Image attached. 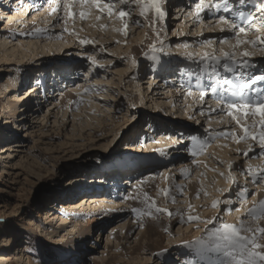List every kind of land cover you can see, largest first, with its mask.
I'll return each instance as SVG.
<instances>
[{"label": "rangeland", "instance_id": "1", "mask_svg": "<svg viewBox=\"0 0 264 264\" xmlns=\"http://www.w3.org/2000/svg\"><path fill=\"white\" fill-rule=\"evenodd\" d=\"M98 12L96 9H92L91 13L95 16L92 27L99 28L104 35L108 32L111 33L109 36L119 35L122 38L123 36L117 32V30L122 29V22L119 25H114L117 24L115 16L108 17L106 12ZM173 12L174 10L168 12L169 20L172 18ZM97 16L100 17L99 20L96 19ZM132 16L142 21L138 13L134 12ZM159 24L157 26L160 28ZM1 26H6V22L0 19ZM137 29L138 27L131 30L126 38L116 40L115 42L117 43L115 44L104 45L102 49L105 51V56L107 57H102L100 54L96 55V59L103 64V67L100 68L99 73L96 70L98 68H95L94 71L96 70L97 75L94 76L98 78L103 73L105 75L108 72L110 76L106 77L103 75L105 79H111V77L113 80L120 79L112 73L117 69L124 70L126 75L132 74V70L127 67L128 62L125 61L126 58L117 57V55L122 53L126 55L124 52L128 49L125 47L126 44L124 41L127 40L126 43L131 42L134 39L133 36ZM52 32L53 30H51ZM165 34L170 38L172 27L168 26L165 29ZM130 35L133 36L131 37ZM83 39L88 40V38ZM159 39L161 40L162 38L159 37ZM166 40L167 38L163 42L164 46H166ZM123 42L124 44H122ZM95 44L96 42L93 45ZM245 47L249 49L248 46ZM11 48L13 47L7 46L5 49L8 55H10ZM3 49H0V254L2 251L10 254L13 257L11 264H165L166 261L168 264H184L185 260L189 259L197 260L200 264H212V262L221 259L216 253L203 249H200L202 255H197V250L200 246L196 244L197 241L203 240L205 245H208L205 239L209 237V230L213 228L215 220L218 225V217L214 218L212 224L201 222L203 226L206 225L209 228L206 232L207 234L201 233L205 227L201 228L203 230H197L199 228L195 225L193 230L200 235L202 234L204 237L188 233H186L187 235H182L178 230L180 231V228L184 229L187 226L186 223L182 227L179 226L181 224L173 225L170 223V220L176 218L175 212L183 209L178 208V205L185 206L184 209H186L187 213L185 212L183 214L184 217L182 219H187L186 221H188V217L186 216L192 214L198 216L197 214L202 210L199 211L197 207L193 208L192 206L190 209V203L185 201L177 203V200H183L182 195H184V193L181 194V191L177 187V184L181 183L179 180L181 175L178 171L171 169L169 164L173 163V165H177L179 163L191 162L190 164H195V166L192 165L190 171H188V176L192 172L195 173L194 170H199L200 174L197 176L201 175L209 182V185H214L216 189L221 190L225 189L223 186L226 184L221 183L218 178L220 180L226 178V174L229 171L228 164L233 163L235 164L233 165L234 167L249 168L250 160H243L242 157L244 150L243 152L237 151L234 156H229L228 152H231L229 149L231 143L226 144L227 142L215 139L214 142L210 143V146L207 147L203 155L206 157L209 155L219 157L223 160L221 161L223 163H217L212 160L211 163L207 160L206 164H203L204 161L196 162L198 158L191 156L190 147L188 146H183V150L179 153H176V151L168 152L163 157L155 152L156 150L149 151L151 142L158 141V139L151 138V132H155L154 135L156 136L158 133L165 134L167 132L165 130L162 131L165 127H161L159 122L164 119L172 121L174 118L175 121H178V118L176 119L178 105L175 107L174 103H170L166 99L168 95L165 94V91L158 90L156 85L150 91V85L144 84L149 82L148 73L151 71L149 59L143 61L137 68V71L141 72L139 76L143 85L141 88L142 92H138V94L140 93L138 102L131 101L132 98L126 97L125 95V92L134 93V91H138L137 85L127 87L133 83L132 81L128 80L124 82L126 89L123 88V93H120L121 84L117 89H113L110 83L108 86H100L93 79L90 83L93 84L96 90L91 93L93 96L91 98L95 96L99 101L93 99L95 104H91L90 106L89 96H84L85 91H83V88L80 87L78 90L76 86V82L78 80L80 81L85 75V69L89 70L86 57L81 56L85 52L79 53L77 50L78 56H81V60H83V70H76V75L72 76L67 75L65 72L61 74L65 82L70 81L71 85L73 84L72 86L70 85V88L65 83L62 84L64 91L70 89L73 92L75 90L81 98H84L82 99L83 101L79 111L70 114L69 110L68 116L64 118L60 114L61 110H58V116H56L57 110H55L53 111L54 113L50 114L49 119L45 123L42 120L47 116L46 114L50 107L49 104L57 94V89H53L52 87V81L58 78L56 77V72L48 68L43 73V68L39 67L40 63H36L34 59H28L30 57L29 55L20 57L21 55L18 54L13 57H4ZM100 49L101 47H99ZM83 50L86 51V48ZM23 58H25L24 61L19 62ZM101 58L102 60L100 61ZM106 58L119 59L122 60V63L112 64ZM108 62L111 65L108 66ZM91 70L93 71V69ZM42 83H44L47 89L41 88ZM102 87H105V89H100ZM155 89L156 92L152 95ZM107 92L113 93L114 95H119L120 93L119 99L121 98L122 102L118 103V101H115L109 103L114 104L116 108H118L120 103H123L124 106L129 107L130 112L126 118L119 119L120 123L117 124L118 127L113 126V132L107 133L105 137L102 136L103 138L101 135H98L96 139L95 137L89 139L90 135L86 136V134L100 130V127L94 130L98 124L95 121V116L103 118L102 113L98 111V105L100 102H108V97L105 96L108 94ZM162 93L164 95H161ZM59 98L58 96L57 100ZM147 98L150 99L147 101ZM181 100L179 99V101ZM72 103L73 100L70 101V105ZM177 104L181 103L178 102ZM156 107L159 109L154 110ZM115 111L116 109L113 110V113ZM154 115H160L162 117L157 118V120L152 119V117H155ZM56 119L64 121L61 125L67 122L65 129H61V133L63 134L59 133L60 127H55L54 125ZM151 121L157 122L154 124L152 122L151 124ZM73 122L76 124V128H74L76 134L77 132L85 133L80 137L81 140L77 136L68 139L64 135L66 132L72 130ZM190 123L187 122L188 126L194 125ZM195 127L201 128L206 133L208 124L205 121V123H199ZM231 131L234 130L231 129ZM177 139H179L178 136ZM241 143L243 146L248 144L247 141H241ZM224 144L226 145L223 146ZM157 146L171 149L165 143H158ZM213 146L218 149L213 148ZM130 147L134 150H131ZM224 148L225 153H222ZM7 149L11 151L1 153ZM135 155H140L139 159L144 161V164L141 165L142 167L140 166V170L136 167L130 170V166H128V170L120 172L117 170L104 173L94 171L93 167L99 163L112 161L109 166L116 167L123 157L130 156L129 158H132ZM163 163L166 165H163ZM209 165H213L212 169ZM255 166L253 165L251 168ZM207 167L210 168L208 169ZM94 172L98 174L94 175ZM127 172H136L137 174L142 172L139 175V179L148 183V191L151 199L155 201L158 207L169 210L174 214L172 217H169L166 213H160L155 217L142 215L141 217L139 216L140 218L135 217L133 214V218L129 223L131 227L128 230L130 231L129 234H131V237L130 239L128 237L127 241L130 244H126L124 241L125 235L128 232V221H123L125 217L122 219L98 217L96 215V212H98L96 208L93 209L87 206L86 202L80 201L82 197L80 192L92 190V187L95 188L94 186L99 187L100 190L112 191L106 180L108 176L112 178L118 176V178H114L115 181H118V186H120L117 192L123 195L126 192L124 187L128 186L126 181H129L126 179ZM173 172L176 175V182L174 181V183L172 179ZM221 172L225 175H219ZM238 175H241L239 171L233 172V176L238 184L246 186L245 176L242 175V179ZM74 178H79L81 182L73 183L72 179ZM199 178L197 177V180ZM92 179L95 182H92L90 185L77 191L74 189L77 185H84ZM209 185L207 184V187ZM60 188L61 190L71 189V191L62 195L63 200H58L55 194L59 192ZM161 190H168L169 195L165 196ZM211 190L212 188L209 189V191ZM204 191H206L205 187ZM172 197L175 198V203L171 202ZM250 197L254 196L251 194ZM214 199L218 200L216 197ZM44 210L46 214H42ZM48 212L50 215L48 214L47 216ZM226 213L225 204L223 203L219 219L229 224L238 225V222H229ZM46 216L49 217L47 221L44 220ZM70 217H74L83 222V228L80 231L85 229L84 232L86 233L84 238L80 235L81 232H78L79 230L70 226ZM189 223L197 224L200 222L191 221ZM141 225L144 228L147 225H156L151 228L154 235L149 233L145 234L142 231L144 228ZM135 236L138 238L134 242L133 239ZM187 244H193V248L187 250L191 253L190 255H186V249L181 247ZM165 249L167 250L165 256L158 257L157 253Z\"/></svg>", "mask_w": 264, "mask_h": 264}, {"label": "bare ground", "instance_id": "2", "mask_svg": "<svg viewBox=\"0 0 264 264\" xmlns=\"http://www.w3.org/2000/svg\"><path fill=\"white\" fill-rule=\"evenodd\" d=\"M34 3L40 4L41 6H43L44 0H23V2H22V0H0V19L2 21L6 22V26L0 27V49L4 48L3 49L4 52H3V50H1L4 53V55H3L4 57H7V58L13 57V56L18 55V54L21 55L20 57H23L25 55H29L30 57L28 59H34L36 63H38V64L40 63L39 67L43 68L42 69L43 73L48 68H51L54 72H56V77H58V78H55V80L52 81V83H53L52 87H53V89L54 88L57 89L56 90L57 94L55 97L52 96L54 98L51 100V103L49 104L50 107L48 106L49 110L47 111V114H46L47 116H45L44 119L42 120L43 122L46 123V121L50 117V114L54 113L53 111H55V110H57L56 116H58V113L61 110L60 114L64 118H66V116H68L69 110H70V114L79 111V108H80L82 101H83L82 99H84V98H81L75 92V90H73V92H71L70 89L67 91H64V89L62 88L63 87L62 84L65 83L67 85V87H69V88L73 84L71 85L70 81L65 82L64 81L65 79L62 78V74H61L62 72H65V73H67V75L69 74L70 76H72V75H76V73H75L76 70H78V71H80L81 69L83 70V66H82L83 60H81V56H84V55L81 54V56H78L77 52H79V53L83 52L84 53V52H87L89 49H92L94 47L97 50L96 55L100 54V55H102V57H104L105 51L100 52L99 47H101V49H102L104 47V45L115 44V43H117V42H115L116 40L124 39L126 37L122 31L123 27H122V29L117 30L118 34H121L123 36L122 38H120L119 35L109 36L111 33H108V32H106L104 35L102 33V31H100L99 28H97L95 26L92 27L93 26V20L95 19V16L93 15V13H91V15L86 20H80L79 17L77 16V18L74 21H69V23L66 26L63 25L62 23L56 24L55 19L52 16H50L49 10H47V8H45L43 11H38L32 7V5ZM163 7H164V10L166 11L167 15L163 21H160L159 25H160V28L162 29V31H161V34L159 37L162 38L161 41H163V42H164L165 38H167V40L165 42L166 46H164V49H166V48L167 49L162 54H159L160 60L158 62L153 63V61L150 60V65H151L150 70L151 71H150V73H148L149 82H146L144 84L150 85V87H149L150 91L153 89L152 87L156 85L158 90L165 91V94L168 95L166 99H168L170 103H174L175 107H177V105H178L179 108L177 107L178 113L176 114V119L178 118L179 122L175 121V118L172 121H169L167 119L161 120L160 121L161 123L159 122V125H161V127H165L162 129V131L165 130L167 132L165 134L158 133L157 136L154 135L155 132H151V135H152L151 138L155 139V140L158 139V141L157 142L156 141L151 142V144L149 145V148H150L149 151L156 150L155 152H157L159 154V152L162 150L163 152H165L167 154L168 152L170 153V152H175V151H176V153H179L181 150H183L184 147H187V146L190 147V149H191L192 142L189 139H187L189 134L197 135V136L201 137L202 139H208V137L210 135H216L217 133H220L223 131H231V129H233L234 131H231V132H233L235 134V137L237 139H239L244 134L242 127L237 125L235 123V121L232 120V118L228 117L227 115H217L215 112L209 113L207 111L206 107H204V105H202V103H197L198 102V93L194 92V94L192 96H187L186 93L181 89V85L185 83L186 78L181 76L179 74V71H178L179 67H182L183 64L185 63V61L183 60V57L185 55V49L182 47V45L184 43L191 44L192 47L189 49V51H193V52L205 51V50L212 51L213 49L218 50L221 47V45L219 44V38L222 36L229 35V33L227 31L221 32V28L226 29L227 26L226 25L214 26L217 24V21L213 20L211 22H208L206 14H204L205 18H204L203 22H201L200 24L194 23V16L189 14L190 8H189L188 0H166ZM249 7H251V5H249ZM172 10H174V12L172 14L173 16L169 20L168 19V17H169L168 12H170ZM74 11H78V9H74ZM135 13H138V11ZM133 19H135V17ZM141 19L143 22L144 18L141 17ZM116 20H117V24H114V25L121 24V21L117 17H116ZM181 20H182V22H181ZM54 24L56 25L55 27H53ZM122 26H123V23H122ZM168 26L172 27V34H170L171 35L170 38H168L169 36H166V34H165V29H167ZM64 27H67V29H68L67 32L64 31ZM137 27H138V29H137L138 31L135 30L136 31L135 35L134 36L130 35L131 37L133 36L134 39L131 40V42H127V43H126L127 40L124 41L126 44L125 47L128 49L126 52H124L126 55H124L123 53L120 55L119 54L117 55V57H124V59L126 58L125 61L128 62L127 67H128V69L130 68L132 70V74L126 75V73H124V70L117 69L116 71H114L112 73L115 76L119 77L120 79H114L113 80L112 77H111V79H109V78L105 79L104 76H106V77L110 76V74H108V72L105 73V75L102 72L103 73L102 76H99L97 78L94 75H97L96 70L98 71V73L100 72L99 71L100 68L96 69L95 71L94 70L92 71L91 68H89L88 72H90L91 74L89 75V74L85 73L83 78L80 81L78 80L76 82V86H77L78 90L80 89V87L83 88V91H85V88H93V84H91L90 81L94 79V82L97 85L108 86L110 83V86L113 89H115V88L117 89V87H119V85L121 84L120 85L121 88L119 91H120V93H123V88L126 87V86H124V82L130 80L133 83L128 85L127 87H133L134 85H137L136 87H137L138 91H134V93H127L124 91L125 95H126V97H131L132 98L131 101H134V102L139 101L138 97H139L140 93L138 94V92H142L141 88L143 87V85H142V81H141L140 76H139L141 74V72L137 71V68L140 66V64L143 61H145L147 59L145 57L144 53H146V52L150 53V45L153 43H156L157 38H156L155 33L152 31L151 28H149L148 26H144V27L136 26L132 23L131 19L129 22L128 33H130L131 30H133ZM36 29H43L44 33L43 34L37 33V34L33 35V33H35ZM48 29L53 30V32L51 33V30H48ZM114 30H115V28H114ZM70 33H74V34H70ZM78 34H80V35H78ZM132 34H133V32H132ZM249 37L252 39L255 38L254 36H251V33H249ZM81 38L82 39L88 38V40L90 39L93 42H96V44L95 45H81L79 43V40ZM204 38L215 39L216 43L213 44L211 48L200 49L196 46V42H198ZM124 42L122 44H124ZM7 46L13 47V48H11V51L9 52L10 55H8L5 51ZM247 46L249 47V49H247L248 51H253V48L251 45H247ZM85 48H86V51L83 50ZM223 48H224V51L230 50L227 45H224ZM120 50H121V48H120ZM105 57H107V56H105ZM133 58H135L137 61L136 65H134L132 63ZM4 59H6V58H4ZM24 59L25 58H23V60H19V62L24 61ZM106 59L108 61H111L112 64H114V63L121 64L122 63V60H119V59L118 60L117 59H109V58H106ZM252 59L258 65L264 64V56H261L259 51H255V54L252 57ZM101 60H102V58L100 59V61ZM62 62H64V63H62ZM109 63L110 62H108V66L111 65ZM124 68L127 69L126 67H124ZM260 70L261 69L259 67L256 69L257 72H259ZM123 76H126V77H123ZM258 83H260V82H258ZM253 87H255V85H253ZM41 88L47 89V87L44 86V83H42ZM100 89H105V87L104 88L102 87ZM83 91H82V93H83ZM93 92H84L85 93L84 96H89L90 106H91V104H93V105L95 104L93 102V99L99 101L95 96H94V98H91V97H93L91 95V93H93ZM155 92H156V89L152 93V95H154ZM107 93L108 94H106L105 96L108 97V102H100L98 105L99 106L98 111L100 113H102L103 118H98L97 116H95V121L98 124L94 128V130L98 129L99 127H100V130H95L94 133L86 134V136L90 135L89 139H92L94 137L96 139V137L98 135H101V137L102 136L105 137V135H107V133L113 132V130H114L113 126H117V124L120 123L119 119L121 120V119L126 118L130 112L129 107L124 106L123 103H120L118 108H116V106L114 104H112L115 101H118V103L122 102L121 98L119 99L120 93H119V95H114L113 93H109V92H107ZM161 95H164V93H162ZM58 96L60 97L59 100H57ZM148 99H150V98H147V101H148ZM179 99H182V100L179 101ZM71 100H73V103L70 105ZM109 102H112V103H109ZM178 102L181 103L182 105L177 104ZM202 107L205 108V112L203 115H199L198 111ZM219 107H220V105H218L217 103L212 104L213 109H217ZM114 109H116V111L113 113ZM157 109H159V108H157V107L154 108V110H157ZM80 112H82V111L80 110ZM154 114H157V113H154ZM154 116L155 117H152V119H156V120H157V118L162 117L160 115H154ZM189 117H192V118L190 119ZM209 117H210V119H209ZM258 119H259L258 117H249V118H247V120H243L242 124L244 127H251L253 124H255V128L252 129V131H253L254 135H258V133L260 131ZM61 121L62 120L59 121L57 119L54 121L55 127H57V126L60 127L59 133H61L62 132L61 129H65V125H67V122L65 124L61 125V123L64 122V121H62V122ZM180 121L186 122V123H181ZM205 121L208 124V129L206 130V133L203 132V130L201 128L195 127L199 123L200 124L205 123ZM152 122L153 121H151L150 123L152 124ZM156 122L157 121H154L153 124ZM187 122H191L190 124H194V125L188 126ZM74 128H76L75 122H73L72 130H70V132H66V134H64L65 137H67L68 139H72L74 136H77L80 138L81 136H83L85 134L83 132L82 133L77 132V134H76V132L74 131ZM66 131H67V128H66ZM177 133H184L185 139L184 140L177 139V135H176ZM61 134H63V133H61ZM168 137H171V139H168ZM83 139H86V138H83ZM100 139H98V140H100ZM217 139L221 140L222 142H227L226 144L231 143L230 148H229L231 152H228L229 156H231V155L234 156L237 153V151L243 152V150H244V153L248 152L249 155H251L253 151H258L257 144H255L256 141L247 140L248 144L243 146L241 141H245V140H240V142H237V139H232V138L220 137ZM80 140H81V138H80ZM98 140H96V141H98ZM76 141H78V140H76ZM158 143L159 144L160 143L168 144V146L171 149L163 148L161 146H157ZM175 144H176L177 148L175 147ZM226 144H224L223 146H225ZM213 148H216V147L213 146ZM243 148H245V149H243ZM130 149L134 150L132 147H130ZM216 149H218V148H216ZM250 149H251V151H250ZM8 151H11V150L10 149L3 150L1 153H6ZM222 153H225V148L222 151ZM207 154H208V152H207ZM237 155H241V154H237ZM139 156L140 155H135L132 158H129L130 156H128L126 158L123 157L121 162L118 165H116V167L115 166L110 167L109 165L112 161H109V162L99 163L98 165L94 166L93 168H94V171L102 172V173L108 172V171L114 172L115 170H117L119 172L123 171V170H128L129 169L128 166H130V170H133L134 167H136L140 170L142 167L141 165L144 164V161L140 160ZM242 157H243V160H250V166L249 167H252L253 165L254 166L256 165L254 168H257L259 165L264 166V157L254 158V159H247L244 155ZM197 158H198L197 159L198 161H196V162L204 161L203 164L204 163L206 164L207 160H209V162H211V163H212V161H216L217 163H223V162H221V161H223V160H221V158H219V157L217 158L213 155L212 156L209 155L208 157H206L205 155H199V156H197ZM240 159H242V158H240ZM36 162H38V160H36ZM190 163H187V162L186 163H179L177 165H173V163L169 164L171 169L178 171L179 174L181 175V178L179 179L181 181V183L177 184L178 185L177 187L179 188L178 190L183 189L184 195H182L183 200H177V203H181L183 201L190 203V205L193 208L197 207L198 208L197 210H199V211L202 210V211H200V213L197 214L198 217L200 218V221H207V220L213 221L215 217L219 218L221 209L223 208V202L225 201V197L230 195L231 191L234 188V185L232 183H230L226 178L223 180H220V178H218V180L221 183H225L226 185L223 186L225 189H221V190L216 189L214 185H212V186L209 185V182H207L206 179H204V177H202L201 175L197 176L198 174H200L199 170H194L195 173L192 172L191 175H189V176H187V178H185L184 170L187 169L188 171H190V169L193 165ZM163 165H166V164L163 163ZM232 165H235V164L232 163ZM193 166H195V164ZM209 166H211V165H209ZM212 166H211V169H212ZM217 166H219V165H217ZM116 168H118V169H116ZM171 169H169V170H171ZM141 173L142 172H140L138 174L136 172L135 173L134 172L133 173H130V172L126 173V175H127L126 179H128L129 181H126L128 186L124 187L126 192H124L123 195L121 193L117 192V189L120 186H118L119 183H117L118 181H115L114 178H116V177L118 178V176L113 177V178L108 176L106 178V180L109 183L108 185H110L112 191L110 190V192H109L107 190H100L99 187L94 186L95 188L92 187V190L80 192L82 194L80 201L86 202L87 206L92 207L93 209L96 208L98 211V212H96V215L98 217H103V218L104 217H113L114 219H122L123 217H125L123 221L124 222L128 221L127 222V224H128L127 231H128V230H130L129 227H131V225L129 223H130V220L133 218L132 215L134 214L135 217L137 216L136 213L132 211V209L133 208H139L142 212L149 210L147 208L148 202L144 201L145 194H147L149 196L148 183L142 181V179H139V175ZM97 174L94 172V175H97ZM179 174H177V175H179ZM175 176H176L175 172H173V174H172L173 183L176 180ZM238 176H240L243 179L242 175H238ZM197 177L198 178L200 177L199 178L200 180L199 179L197 180ZM106 180H104V181H106ZM244 180H245L246 187L249 189V192H248L249 197L251 196V194L253 192H256L257 195H255L254 197H250V199L248 200L247 203L239 204V207H240L239 211H232L231 213H228V212L226 213L227 217L229 219V222H231V223L238 222V224H239L241 219L244 218V215H247L248 210L251 209L254 205L258 204L262 199H264V187H254L252 185V183L250 182V179L247 177H245ZM72 182L76 184L77 182L78 183L81 182V180L79 178H74V179H72ZM92 182H95V180L92 179V180H90V182L88 181L84 185L83 184L77 185L76 187H74V189L76 191L80 190V189L86 187L87 185H90ZM207 184L209 185V187H207ZM204 187H205L206 191H204ZM126 188H128V189H126ZM142 188H143V190H142ZM211 188H212V190L209 191V189H211ZM228 188H229V190H227ZM68 191H71V189L70 190L69 189L68 190L67 189L61 190V188H60L59 192L55 193L57 195V199L63 200L62 195H64V193H66ZM198 193H199V197L197 198ZM211 193H212V195H211ZM221 193H223V194H221ZM172 196H174V195H172ZM149 197H151V196H149ZM215 197L218 198V200L222 202L220 204V206L217 208L212 207L213 203L215 201H218L217 199H214ZM253 198H255V199H253ZM66 200H64V202H66ZM230 206L232 208L234 206L237 207V201H233ZM178 208L184 209L185 206H179L178 205ZM183 209L177 210L175 212L176 218L170 220V223L173 225L181 224V225H179L180 227H182V225L186 223L187 226L184 229L180 228V231L178 230V232L181 233L182 235L186 234V233L195 234V236L200 235L195 230H193L195 225H196V227L199 228L197 230H203L201 228L205 227V229L201 233L207 234L206 232H207V230H209V228H207L206 225L203 226V224L201 222L197 223V224H192V223H189V221H186L187 219L186 220L182 219V217H184L183 214L186 212V209H184V210ZM151 211L153 212V216H151V217H155V216L159 215V214L157 215V213H155L154 209H151ZM92 213H94V211H92ZM42 214H46L45 210L43 211ZM48 214H49V212L47 213V216H48ZM47 216L44 218V220H46V221H47V219H49V217H47ZM193 216H195V215H193ZM147 217H149V216H147ZM186 217H188V216H186ZM69 220H71L70 226L79 230L78 232H81L80 235H82V237L84 238L85 233H86V232H84L85 229L80 231V229L83 228V226H82L83 222L77 220L74 217H70ZM46 221H44V222H46ZM192 221L193 222H199L197 220H192ZM247 222L251 223V221H247ZM155 226L154 225H147V226H145V228L142 226L144 228L142 231H144L145 234L149 233L151 235H154V233L152 232L153 230L151 228H153ZM217 226L218 225H217L216 220H215L213 223V227H217ZM260 226H264V221H262L260 223ZM132 230H134V229H132ZM129 232L130 231H128L127 234L125 235L124 241L126 244H130L129 241H127L128 237H129V239L131 237V234H129ZM202 234L200 236L204 237ZM136 238H138V237H136V236L134 237V239H133L134 242H135ZM116 240H118V239L116 238ZM205 240H206L205 242H207V244L211 243L209 238H206ZM75 251H76V249H75ZM76 253L78 254V252H76ZM12 259H13V257L10 254H7L5 251L1 252L0 264H11ZM221 259H222V257H221ZM27 264H29V263H27ZM30 264H32V263H30Z\"/></svg>", "mask_w": 264, "mask_h": 264}, {"label": "snow or ice", "instance_id": "3", "mask_svg": "<svg viewBox=\"0 0 264 264\" xmlns=\"http://www.w3.org/2000/svg\"><path fill=\"white\" fill-rule=\"evenodd\" d=\"M23 2V0H22ZM166 0H44L43 6L33 4L32 7L38 11L45 8L49 10L56 24L67 25L69 21H74L77 16L80 20H86L92 12V9L107 13L108 17H117L123 23V34L128 36V21L131 19L136 26H148L155 33L156 43L150 45V53H144L145 57L153 63L160 60L159 53L165 51L163 41L159 40L162 29L157 27L160 21H163L167 15L164 10ZM189 14L194 16V23L200 24L204 21V14L207 15L208 22L217 21L219 25H226L227 28H221V32L227 31L229 35L219 38L221 47L212 51H189L192 47L189 43H184L182 47L185 49L183 60L185 63L179 67V74L185 77V83L181 85V89L187 96L198 93V101L206 106L209 113L215 112L217 115H227L231 117L235 123L242 127L243 136L237 139L231 131H223L216 135H210L208 139H202L197 135L189 134L191 144V156L197 157L203 155L215 139L232 138L240 140L256 141L258 151H253L251 155L248 152L243 153L247 159L264 157V64L258 65L253 61L252 57L255 51H259L264 56V0H188ZM251 5V7H249ZM78 9V11H74ZM139 17L144 18L143 22L135 18L132 14L137 12ZM100 19L99 16L96 17ZM56 25L54 24L53 27ZM67 32V27H64ZM43 34V29H36L35 34ZM251 36L255 38L252 39ZM74 34V33H70ZM81 45H93L94 42L87 39H80ZM216 43L215 39L204 38L196 42V46L200 49L211 48ZM227 45L229 51H224L223 46ZM251 45L253 51H248L245 46ZM96 49L93 47L84 53L89 68H102L96 59ZM103 52V49L99 50ZM134 65L137 64L135 58L132 59ZM261 70L256 71L257 68ZM85 73L88 69H85ZM260 82V83H258ZM255 85V87H253ZM96 89L85 88V92H93ZM206 97L214 100L219 108L213 109L207 104ZM205 108L198 111L199 115H203ZM249 117H258L260 131L258 135H254L251 127H244L243 120ZM190 119L192 117H189ZM210 119V117H209ZM180 140L185 139L184 133L176 134ZM171 139V137H168ZM187 150V149H186ZM251 151V149H250ZM161 157L166 153L162 150L159 152ZM229 171L226 179L235 187L229 196L225 197V211H239V204L247 203L250 199L246 186H241L233 176L234 171H239L241 175L250 179L254 187H264V166L257 168L244 169L243 167H234L232 164L227 165ZM224 176V173H219ZM184 176L187 178L188 170H184ZM165 196L169 195L168 190H161ZM183 194V189H180ZM223 194V193H221ZM257 195L256 192L252 196ZM199 193L197 194V198ZM131 198V197H130ZM147 203L148 211L142 212L139 208H133L137 217L142 215L153 216L151 209L155 213H166L169 217L174 214L166 209L160 208L155 201L147 194L144 196ZM150 201V202H149ZM233 201H237V207L232 208L230 205ZM171 202L175 203V198H171ZM221 201H215L213 208L220 206ZM191 209V205L189 206ZM182 215V214H181ZM197 220L199 222L212 224V220L200 221L198 216H188V221ZM251 221V223L247 222ZM264 221V199L248 210L247 215L242 218L238 225L223 222L218 218L217 227L209 230L210 244L205 245L204 241H197L200 246L197 255H202L200 249L208 252L216 253L222 259H218L212 264H264V226H260V222ZM186 249V255L191 253L187 250L193 248V244L182 245ZM167 250L157 253L158 257L165 256ZM165 264H168L166 261ZM184 264H200L197 260H185Z\"/></svg>", "mask_w": 264, "mask_h": 264}]
</instances>
